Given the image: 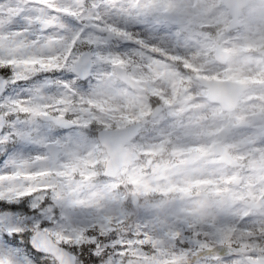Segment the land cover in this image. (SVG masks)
Masks as SVG:
<instances>
[{
    "label": "snow or ice",
    "instance_id": "snow-or-ice-1",
    "mask_svg": "<svg viewBox=\"0 0 264 264\" xmlns=\"http://www.w3.org/2000/svg\"><path fill=\"white\" fill-rule=\"evenodd\" d=\"M0 264H264V0H0Z\"/></svg>",
    "mask_w": 264,
    "mask_h": 264
}]
</instances>
